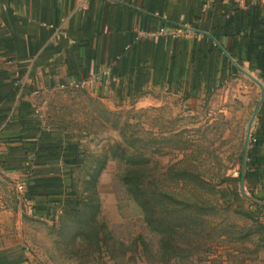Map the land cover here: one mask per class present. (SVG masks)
Instances as JSON below:
<instances>
[{
	"label": "crops",
	"instance_id": "1",
	"mask_svg": "<svg viewBox=\"0 0 264 264\" xmlns=\"http://www.w3.org/2000/svg\"><path fill=\"white\" fill-rule=\"evenodd\" d=\"M228 82L259 89L249 158H264L263 0H0V173L13 182L0 190V264H34L23 217L54 221L76 200L82 136L51 113L55 93L119 108L148 90L194 99Z\"/></svg>",
	"mask_w": 264,
	"mask_h": 264
},
{
	"label": "rangeland",
	"instance_id": "2",
	"mask_svg": "<svg viewBox=\"0 0 264 264\" xmlns=\"http://www.w3.org/2000/svg\"><path fill=\"white\" fill-rule=\"evenodd\" d=\"M259 96L254 84L228 82L194 99L155 89L130 105L107 108L81 90L55 93L51 113L82 136L84 158L72 166L81 202L54 221L23 217L34 264H264V163L248 153L257 139ZM132 140L139 158H151L159 208L176 218L170 244L177 249L163 256L144 250L141 240L150 235L141 220L118 214L116 163L107 161L92 177L94 159L105 158L109 145L131 151ZM11 186L0 173V190L10 193ZM117 194L127 213L131 204L120 186ZM95 201V221L111 231L105 239L99 232L96 244L88 231Z\"/></svg>",
	"mask_w": 264,
	"mask_h": 264
},
{
	"label": "trees",
	"instance_id": "3",
	"mask_svg": "<svg viewBox=\"0 0 264 264\" xmlns=\"http://www.w3.org/2000/svg\"><path fill=\"white\" fill-rule=\"evenodd\" d=\"M264 103V98L262 100ZM263 110V104L260 106V111L258 113V117L261 115V111ZM135 140L129 143L128 147L131 149L129 151L126 148L120 146L119 143H114L113 145H109L108 151L109 154L105 155L102 160L94 159V161L98 162V166L92 174L93 180L95 181L96 176L100 173V171L104 168L107 161H114L117 166V173L112 181V187L116 192V208L118 214L122 219L129 218H137L141 220L149 232V239L147 241H142V245L145 248L146 252H156L160 256L166 255L167 253L172 252L174 249H177L176 246L171 245V241L173 239V235L175 233V216H172L170 211H165V209H160V206H164L161 202L156 200L154 188L152 185L151 178V170L152 161L151 158L141 157L139 158V153L135 149L133 145ZM249 148V157L250 150ZM107 157V158H106ZM253 162H257V158H249ZM264 159V158H263ZM178 178V181H180ZM121 187L126 200L131 204V209L126 213L124 209L125 201L119 194H117L118 187ZM119 193V192H118ZM91 199V198H89ZM92 201V200H91ZM81 202V196L77 193L76 200L72 210H78V206ZM98 202H92L91 208L92 212L90 213L89 220L91 219V226L88 230L92 236H96L94 240L95 244L99 241L98 233L101 232V235L111 237V231L107 229L104 223H98L95 221V215L98 212ZM71 210V211H72ZM65 212V211H64ZM180 214L179 212L177 215ZM175 218V219H174ZM82 224H86L87 221L85 219L80 218ZM84 224V225H85ZM88 227V226H87ZM84 233V234H83ZM86 233L82 232V236H85ZM140 236V235H138ZM141 238V237H140ZM157 239L155 249L152 247L153 240ZM87 240V239H86ZM87 242V241H85Z\"/></svg>",
	"mask_w": 264,
	"mask_h": 264
},
{
	"label": "built area",
	"instance_id": "4",
	"mask_svg": "<svg viewBox=\"0 0 264 264\" xmlns=\"http://www.w3.org/2000/svg\"><path fill=\"white\" fill-rule=\"evenodd\" d=\"M32 156L33 155L31 154L29 157L30 159H28V161L26 162L27 169L29 171L28 174L23 178L17 179L14 183V191L20 201H24L26 199V188L28 183V177L31 173V170L29 169H32L33 166L31 162Z\"/></svg>",
	"mask_w": 264,
	"mask_h": 264
}]
</instances>
